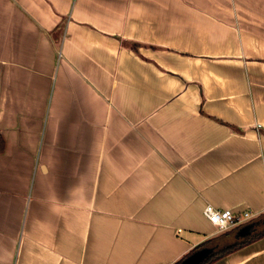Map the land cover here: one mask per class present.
<instances>
[{
	"label": "crops",
	"instance_id": "crops-1",
	"mask_svg": "<svg viewBox=\"0 0 264 264\" xmlns=\"http://www.w3.org/2000/svg\"><path fill=\"white\" fill-rule=\"evenodd\" d=\"M206 204L264 213V0H0V264H177Z\"/></svg>",
	"mask_w": 264,
	"mask_h": 264
},
{
	"label": "trees",
	"instance_id": "trees-1",
	"mask_svg": "<svg viewBox=\"0 0 264 264\" xmlns=\"http://www.w3.org/2000/svg\"><path fill=\"white\" fill-rule=\"evenodd\" d=\"M252 224L248 233L239 234V230L247 225ZM264 235V213L256 215V218L249 220L241 225L235 226L231 229L222 231L220 234L205 240L195 249L200 247H210L211 254L202 264H207L210 261L219 258L230 251L236 249L243 243L249 242ZM176 264V263H175Z\"/></svg>",
	"mask_w": 264,
	"mask_h": 264
},
{
	"label": "built area",
	"instance_id": "built-area-1",
	"mask_svg": "<svg viewBox=\"0 0 264 264\" xmlns=\"http://www.w3.org/2000/svg\"><path fill=\"white\" fill-rule=\"evenodd\" d=\"M204 218L218 231H225L241 225L257 214L251 210L232 211L230 209L216 208L210 204L203 207Z\"/></svg>",
	"mask_w": 264,
	"mask_h": 264
},
{
	"label": "water",
	"instance_id": "water-1",
	"mask_svg": "<svg viewBox=\"0 0 264 264\" xmlns=\"http://www.w3.org/2000/svg\"><path fill=\"white\" fill-rule=\"evenodd\" d=\"M251 226H252V224H247V225L243 226L239 230V234L248 233ZM211 252H212V249L210 247L198 248V249L192 251L186 257H184L177 264H202L203 261H205V259H207L209 257Z\"/></svg>",
	"mask_w": 264,
	"mask_h": 264
}]
</instances>
